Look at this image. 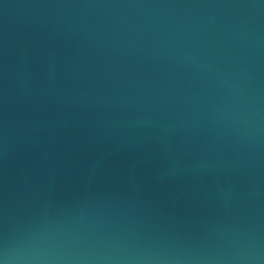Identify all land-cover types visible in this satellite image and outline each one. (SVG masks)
<instances>
[{
    "label": "water",
    "instance_id": "water-1",
    "mask_svg": "<svg viewBox=\"0 0 264 264\" xmlns=\"http://www.w3.org/2000/svg\"><path fill=\"white\" fill-rule=\"evenodd\" d=\"M264 249V0H0V239Z\"/></svg>",
    "mask_w": 264,
    "mask_h": 264
},
{
    "label": "clouds",
    "instance_id": "clouds-1",
    "mask_svg": "<svg viewBox=\"0 0 264 264\" xmlns=\"http://www.w3.org/2000/svg\"><path fill=\"white\" fill-rule=\"evenodd\" d=\"M0 264H264L258 240L237 236L226 247L165 244L159 247H74L64 236L30 232L0 239Z\"/></svg>",
    "mask_w": 264,
    "mask_h": 264
}]
</instances>
